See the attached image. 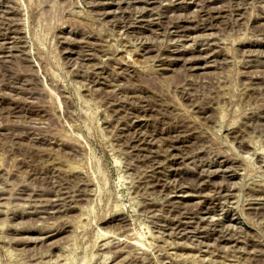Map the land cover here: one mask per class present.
Listing matches in <instances>:
<instances>
[{"label": "rangeland", "instance_id": "1", "mask_svg": "<svg viewBox=\"0 0 264 264\" xmlns=\"http://www.w3.org/2000/svg\"><path fill=\"white\" fill-rule=\"evenodd\" d=\"M146 1L0 0V264H264V0Z\"/></svg>", "mask_w": 264, "mask_h": 264}, {"label": "bare ground", "instance_id": "2", "mask_svg": "<svg viewBox=\"0 0 264 264\" xmlns=\"http://www.w3.org/2000/svg\"><path fill=\"white\" fill-rule=\"evenodd\" d=\"M117 1H119V0H117ZM143 1H144V0H143ZM145 1H146V0H145ZM147 1H149V0H147ZM147 1H146V2H147ZM151 1H152V0H151ZM102 3H103V2H102ZM104 4H105V3H104ZM115 4H116V3H115ZM212 11H213V10H212ZM141 12H142V11H141ZM152 12H153V11H152ZM150 13H151V12H150ZM150 13H149V14H150ZM154 14H155V13H154ZM218 14H219V13H218ZM136 15H139V14H136ZM148 16H149V15H148ZM150 16H151V15H150ZM137 18H138V17H137ZM140 18H141V17H140ZM140 18H139V19H140ZM146 18H147V17H146ZM152 18H153V17H152ZM152 18H151V19H152ZM142 19H143V18H142ZM151 19H150V20H151ZM154 19H155V18H154ZM145 20H146V19H145ZM147 20H148V19H147ZM147 20H146V21H147ZM146 21H145V23H146ZM140 22H141V21H140ZM148 22H149V20L147 21V23H148ZM143 23H144V21H143ZM176 24H178V23H176ZM205 25H206V24H205ZM143 26H144V25H143ZM148 26H149V25H148ZM175 26H177V25H175ZM179 26H180V25H179ZM200 26H201V25H200ZM184 27L186 28L185 25H184ZM184 27H183V29H184ZM187 27H188V26H187ZM143 28H144V27H143ZM180 29H181V28H180ZM176 30H178V29H176ZM193 30H194V29H193ZM195 31H196V30H195ZM174 33H175V32H174ZM176 34H177V33H176ZM178 35H180V34H178ZM203 47H204V46H203ZM205 48H206V47H205ZM197 59H199V58H197ZM203 60H204V59H203ZM204 63H205V62H204ZM192 68H193V67H192ZM178 188H179V187H177V189H178ZM183 190H184V189H183ZM185 191H186V189H185ZM187 191H188V190H187ZM179 192H180V191H179ZM182 194H183V193H182ZM186 194H187V193H186ZM189 194H190V193H189ZM188 196H190V195H188ZM196 196H198V195H196ZM200 199H201V198H200ZM176 201H177V199H176ZM180 201H181V200H180ZM180 201H179V202H180ZM181 202H182V201H181ZM203 217H204V216H203ZM209 217H210V216H209ZM187 227H188V226H187Z\"/></svg>", "mask_w": 264, "mask_h": 264}]
</instances>
